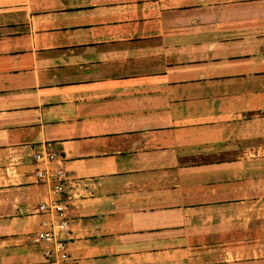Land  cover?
Returning <instances> with one entry per match:
<instances>
[{
	"label": "crops",
	"instance_id": "obj_1",
	"mask_svg": "<svg viewBox=\"0 0 264 264\" xmlns=\"http://www.w3.org/2000/svg\"><path fill=\"white\" fill-rule=\"evenodd\" d=\"M43 149L73 264H264V0H0V264H44Z\"/></svg>",
	"mask_w": 264,
	"mask_h": 264
},
{
	"label": "built area",
	"instance_id": "obj_2",
	"mask_svg": "<svg viewBox=\"0 0 264 264\" xmlns=\"http://www.w3.org/2000/svg\"><path fill=\"white\" fill-rule=\"evenodd\" d=\"M36 163L43 164L34 171L37 181L46 183L49 188L47 202L38 204L37 210L48 215V219L40 224L34 232L33 241L41 245L44 264H73L68 252L69 230L68 211L72 200L89 195L85 188L88 179H67L64 169L57 165L50 166L56 160L55 154L46 150L33 154ZM57 196L61 199H54ZM64 235V236H63Z\"/></svg>",
	"mask_w": 264,
	"mask_h": 264
}]
</instances>
